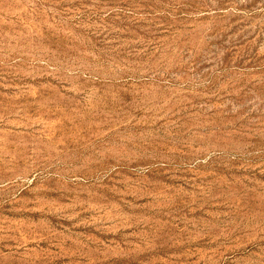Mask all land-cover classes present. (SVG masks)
Returning <instances> with one entry per match:
<instances>
[{"label":"rangeland","instance_id":"1","mask_svg":"<svg viewBox=\"0 0 264 264\" xmlns=\"http://www.w3.org/2000/svg\"><path fill=\"white\" fill-rule=\"evenodd\" d=\"M0 264H264V0H0Z\"/></svg>","mask_w":264,"mask_h":264}]
</instances>
